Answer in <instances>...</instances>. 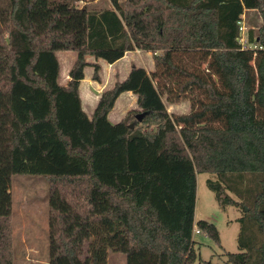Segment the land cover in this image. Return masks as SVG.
I'll return each instance as SVG.
<instances>
[{"label": "trees", "instance_id": "16d2710c", "mask_svg": "<svg viewBox=\"0 0 264 264\" xmlns=\"http://www.w3.org/2000/svg\"><path fill=\"white\" fill-rule=\"evenodd\" d=\"M80 1L0 0V264H14L17 174L49 178L50 264H109L110 250L126 264H193L196 227L221 241L215 223L195 221L201 172L216 175L208 185L222 207L243 211L240 251L224 264H264V0ZM248 10L263 24L244 47ZM60 50L77 52L65 84ZM135 50L154 69L133 65L90 116L85 68L100 80L98 59ZM128 91L137 108L111 122ZM164 95L190 99L191 111L170 113Z\"/></svg>", "mask_w": 264, "mask_h": 264}, {"label": "rangeland", "instance_id": "374dc122", "mask_svg": "<svg viewBox=\"0 0 264 264\" xmlns=\"http://www.w3.org/2000/svg\"><path fill=\"white\" fill-rule=\"evenodd\" d=\"M79 6L84 4L96 9L112 7L111 0H84L77 2ZM6 15L0 14V29H3ZM244 35L248 30H257L263 24L261 14L257 10H248L242 20ZM184 54L190 66L199 69L205 68L206 63L200 65L198 57L189 58ZM60 64L59 82L67 83L69 70L76 57V51L60 50L57 52ZM88 59L95 61L90 56ZM101 64L99 71L100 80L94 79V67L85 68V78L80 84V95L83 109L91 116L97 105L98 96L111 87L118 79L127 76L133 65H144L148 70L154 68L153 55L149 52L130 53L119 62L108 63L105 60H97ZM95 80L97 82H95ZM100 88V89H98ZM98 90V91H97ZM133 93V92H132ZM199 98L204 97L200 90H195ZM134 94V93H133ZM88 97H91L90 99ZM100 98V96H99ZM168 110L172 114H186L191 111L190 99H180L176 102H168L164 95ZM136 97L122 94L109 114L111 122L121 120L127 112L137 108ZM209 179H216V175L208 172L197 174V200L195 209V221L208 220L216 224L221 241L215 242L206 233L194 231V250L196 258L193 264H224L227 261V252H239V235L241 223L239 218L243 211L238 206L229 205L222 207L216 194L208 185ZM49 178L41 175L17 174L12 177V216H13V254L14 264H50V224H49ZM109 264H126L125 256L115 251H109Z\"/></svg>", "mask_w": 264, "mask_h": 264}, {"label": "crops", "instance_id": "0c3cea01", "mask_svg": "<svg viewBox=\"0 0 264 264\" xmlns=\"http://www.w3.org/2000/svg\"><path fill=\"white\" fill-rule=\"evenodd\" d=\"M247 12V11H246ZM141 51L140 50H135V51H130V52H127L126 54H125V56L122 58V59H124L125 57H127V55H129L130 53H140ZM122 59H120V60H118V61H116V62H119V61H121ZM115 62V63H116ZM114 63H112V65H113ZM142 66H144V65H142ZM154 69V68H153ZM152 69V70H153ZM148 70V69H147ZM152 70H148V71H152ZM128 74V73H127ZM95 82H97L96 80H95ZM98 89H100V88H98ZM106 89V88H105ZM98 91V90H97ZM124 93H126L128 96H132V97H136V99H137V96L135 95V94H133L131 91H128V92H124ZM123 93V94H124ZM81 96V95H80ZM98 96V99H99V96L100 95H97ZM89 99L91 98V97H88ZM97 102H98V100H97Z\"/></svg>", "mask_w": 264, "mask_h": 264}, {"label": "built area", "instance_id": "2783aa9c", "mask_svg": "<svg viewBox=\"0 0 264 264\" xmlns=\"http://www.w3.org/2000/svg\"><path fill=\"white\" fill-rule=\"evenodd\" d=\"M240 30H241V32H242L241 42L243 43V46H244V47H247V46H246L247 38H246V36L244 35V26H243L242 22H241ZM249 47L257 48L258 45H257V44H252V45H250ZM198 231H199V230H198Z\"/></svg>", "mask_w": 264, "mask_h": 264}, {"label": "water", "instance_id": "95a60500", "mask_svg": "<svg viewBox=\"0 0 264 264\" xmlns=\"http://www.w3.org/2000/svg\"><path fill=\"white\" fill-rule=\"evenodd\" d=\"M142 116H143V114H138V115H137V119H141ZM134 126H135V123H132V124H131V127L133 128Z\"/></svg>", "mask_w": 264, "mask_h": 264}]
</instances>
